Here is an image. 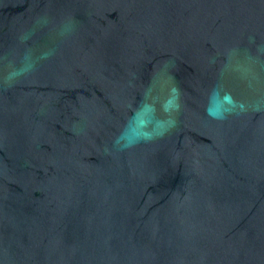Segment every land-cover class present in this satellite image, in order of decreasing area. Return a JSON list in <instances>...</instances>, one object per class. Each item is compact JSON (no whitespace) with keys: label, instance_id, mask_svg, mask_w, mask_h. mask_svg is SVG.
I'll use <instances>...</instances> for the list:
<instances>
[{"label":"water","instance_id":"95a60500","mask_svg":"<svg viewBox=\"0 0 264 264\" xmlns=\"http://www.w3.org/2000/svg\"><path fill=\"white\" fill-rule=\"evenodd\" d=\"M0 264H264V0H0Z\"/></svg>","mask_w":264,"mask_h":264},{"label":"clouds","instance_id":"9594fccd","mask_svg":"<svg viewBox=\"0 0 264 264\" xmlns=\"http://www.w3.org/2000/svg\"><path fill=\"white\" fill-rule=\"evenodd\" d=\"M19 73H13L10 75V79L12 78V76L18 75ZM124 140L125 142L123 144H121V141ZM116 144H121L122 147H129L131 146V144L129 142H127L124 138V135L122 134L121 137H118L116 140Z\"/></svg>","mask_w":264,"mask_h":264}]
</instances>
